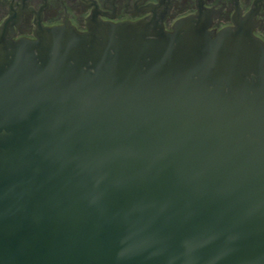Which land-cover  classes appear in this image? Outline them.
Segmentation results:
<instances>
[{"label":"water","instance_id":"1","mask_svg":"<svg viewBox=\"0 0 264 264\" xmlns=\"http://www.w3.org/2000/svg\"><path fill=\"white\" fill-rule=\"evenodd\" d=\"M0 264H264L263 42L0 33Z\"/></svg>","mask_w":264,"mask_h":264},{"label":"flooded vegetation","instance_id":"2","mask_svg":"<svg viewBox=\"0 0 264 264\" xmlns=\"http://www.w3.org/2000/svg\"><path fill=\"white\" fill-rule=\"evenodd\" d=\"M190 17L215 34L242 26L264 44V0H0V33L13 40L59 27L85 33L98 23L146 22L149 32H174Z\"/></svg>","mask_w":264,"mask_h":264}]
</instances>
